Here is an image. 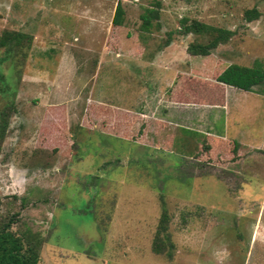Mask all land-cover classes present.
<instances>
[{"label": "rangeland", "instance_id": "374dc122", "mask_svg": "<svg viewBox=\"0 0 264 264\" xmlns=\"http://www.w3.org/2000/svg\"><path fill=\"white\" fill-rule=\"evenodd\" d=\"M147 7L160 12L149 32ZM183 18L235 35L192 56L202 39L182 33ZM6 30L33 39L26 55L0 48V110L17 108L0 150V224L40 233V264H264V85L216 80L230 63L264 62V0H0ZM188 66L208 75L179 83ZM214 94L249 98L227 116L242 142L207 157L195 121L212 119L198 110ZM162 200L172 248L155 253Z\"/></svg>", "mask_w": 264, "mask_h": 264}, {"label": "trees", "instance_id": "16d2710c", "mask_svg": "<svg viewBox=\"0 0 264 264\" xmlns=\"http://www.w3.org/2000/svg\"><path fill=\"white\" fill-rule=\"evenodd\" d=\"M157 5H159V3ZM124 13L125 10L123 5L118 3L115 16L113 18V24L122 25ZM244 15L245 19L251 22L259 19L261 12L258 8L254 7L247 9ZM141 18L142 24L140 29L142 31L149 32L154 26L155 20L157 21L156 25L160 26V12L155 8L147 7L141 15ZM181 25L183 34L194 33L202 39L189 43L187 51L192 56L200 55L210 57L220 45L228 43L235 35V31L231 29L213 26L197 19L190 21L188 18H183ZM169 37H171V35ZM32 39V37L24 32L6 30L0 34V48L5 49V52L7 53L6 56L9 58H13L17 54L26 55L27 51L22 49L24 47L29 49L32 44ZM170 39H172V37ZM170 39L168 38L162 47L170 45L172 42ZM14 49H16L18 53L12 54ZM200 72L204 73L203 71ZM204 75L208 74L204 73ZM216 80L220 83H224L244 91H255V87L264 85V62L262 60H255L253 65L230 63L220 70ZM180 81H184V79L180 78ZM16 112L17 108L14 102L9 103L6 107L0 110V150L10 127L11 117ZM122 117L127 118L128 116L122 114ZM126 118H124V120ZM184 131L189 132L187 129ZM161 132L162 131L159 132V135ZM204 135L208 144L206 146L208 151L205 152V155H209L207 157H210V152L217 149V144L224 145L225 147L231 145L229 140L219 137H210L206 134ZM124 137L128 138L127 134ZM201 146L203 147V145ZM238 147V141H234V149L232 148L233 153L239 151ZM237 155H239V152ZM17 215L18 214L15 213L13 216ZM14 219L15 218L11 217L10 220L0 224V264H40L41 250L44 243L41 234L38 232L34 233L30 229L26 230L22 234L17 233L11 229ZM168 223L169 218L167 207L163 201L162 215L158 223L157 234L153 242V251L155 253L170 252V249L172 248V244H169L167 241L169 240V237L166 236ZM158 238L161 239L158 241Z\"/></svg>", "mask_w": 264, "mask_h": 264}, {"label": "crops", "instance_id": "0c3cea01", "mask_svg": "<svg viewBox=\"0 0 264 264\" xmlns=\"http://www.w3.org/2000/svg\"><path fill=\"white\" fill-rule=\"evenodd\" d=\"M195 68H196V70H195ZM194 75H198L197 79H198V81H201V79H202L201 77H203L204 73H201L200 71H198L197 67H195V66H188L187 70L181 71V75H180L181 77L180 78L187 81L188 79L191 78V76H194ZM185 81H184V83H185ZM179 83H182V81H180ZM220 84L224 85V87H233V86H229V85L224 84V83H220ZM234 88L238 89L236 87H234ZM213 97H215V98L218 97L216 100L218 102H213L214 101ZM248 98H249V96L248 95L246 96L245 94H239L236 96H232L231 94L230 95L223 94L221 96H218L216 94H214L212 96L210 95L208 97V99H206L205 101L204 100L201 101V102H207L210 106L206 107V106H202V104H201V107H199L198 111H200L203 115H204V113H209V116L212 119L209 118L208 120H205V119L203 120V118H202L203 116L201 118H198L195 121V125L197 127L206 128V129H197L196 128L197 129L196 131H199L200 133L206 134L210 137H219V138L226 139V140H230L231 136L234 135L235 139H238L239 141L242 142V140L239 139L243 133V130H241L242 128H239V127H241L240 126L241 120L238 117L235 118V120L238 121L236 125H239V126L236 129L235 134H232V131H230V129L233 125L231 123H235V121L233 119L230 120V118H227V116L233 114V111L241 112L239 110L238 105L240 102L241 103L246 102V99H248ZM217 113H219L218 116H217ZM222 115L226 116V119H224V128L221 129L222 130L221 132H218L217 128H216V124L220 121V118ZM185 127L188 130L191 129L187 126H185Z\"/></svg>", "mask_w": 264, "mask_h": 264}]
</instances>
